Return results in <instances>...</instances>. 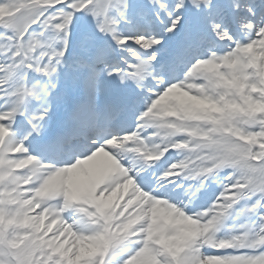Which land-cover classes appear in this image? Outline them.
Returning a JSON list of instances; mask_svg holds the SVG:
<instances>
[{"label": "snow or ice", "instance_id": "snow-or-ice-1", "mask_svg": "<svg viewBox=\"0 0 264 264\" xmlns=\"http://www.w3.org/2000/svg\"><path fill=\"white\" fill-rule=\"evenodd\" d=\"M262 105L264 0H0V264H264Z\"/></svg>", "mask_w": 264, "mask_h": 264}, {"label": "clouds", "instance_id": "clouds-1", "mask_svg": "<svg viewBox=\"0 0 264 264\" xmlns=\"http://www.w3.org/2000/svg\"><path fill=\"white\" fill-rule=\"evenodd\" d=\"M261 107H262V108H264V105H262ZM225 123L227 124V123H228V121L226 120V121H225Z\"/></svg>", "mask_w": 264, "mask_h": 264}]
</instances>
